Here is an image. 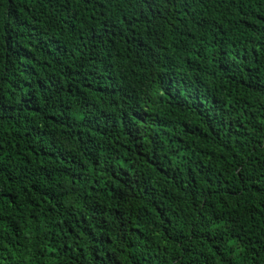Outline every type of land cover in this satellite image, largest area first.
Masks as SVG:
<instances>
[{"label": "trees", "instance_id": "16d2710c", "mask_svg": "<svg viewBox=\"0 0 264 264\" xmlns=\"http://www.w3.org/2000/svg\"><path fill=\"white\" fill-rule=\"evenodd\" d=\"M0 264H264V0H0Z\"/></svg>", "mask_w": 264, "mask_h": 264}]
</instances>
